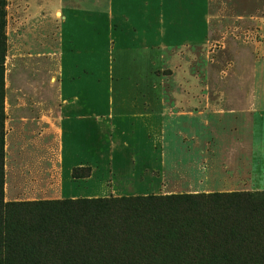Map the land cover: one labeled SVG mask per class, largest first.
<instances>
[{
	"label": "crops",
	"instance_id": "crops-1",
	"mask_svg": "<svg viewBox=\"0 0 264 264\" xmlns=\"http://www.w3.org/2000/svg\"><path fill=\"white\" fill-rule=\"evenodd\" d=\"M202 2L5 0L6 201L169 193L163 145L172 110L152 105L156 91L138 70L199 37Z\"/></svg>",
	"mask_w": 264,
	"mask_h": 264
},
{
	"label": "rangeland",
	"instance_id": "rangeland-1",
	"mask_svg": "<svg viewBox=\"0 0 264 264\" xmlns=\"http://www.w3.org/2000/svg\"><path fill=\"white\" fill-rule=\"evenodd\" d=\"M202 5L204 26L199 37L164 50L161 58L138 70L148 75V87L156 91L152 105L162 100L163 108L172 110L165 113L163 174L169 193L164 194L263 190L264 0H203ZM0 8L4 35L5 5ZM187 9L189 28L197 35V7L190 1ZM4 43L0 35V111ZM1 138L0 116V148ZM2 162L4 172L0 151V199L6 201ZM6 233H26V228L18 226ZM197 249L193 246L188 252ZM116 252L124 257L130 253L135 263L140 257L152 258V264L206 261L184 252L170 255L165 242L153 239L152 249L141 242ZM51 253L52 249L42 247L37 254ZM119 262L104 260L105 264Z\"/></svg>",
	"mask_w": 264,
	"mask_h": 264
},
{
	"label": "trees",
	"instance_id": "trees-1",
	"mask_svg": "<svg viewBox=\"0 0 264 264\" xmlns=\"http://www.w3.org/2000/svg\"><path fill=\"white\" fill-rule=\"evenodd\" d=\"M4 5L5 0H0ZM2 23L0 8L4 38ZM4 50L5 46L2 60ZM0 116L3 159L2 107ZM18 226H25L26 233H6ZM152 239L165 242L170 255L206 257L202 264H264V189L0 199V264H105L113 258L119 264H152V258L140 257L135 263L130 253L124 257L116 252L141 242L152 249ZM193 246L199 250L189 254ZM42 247L52 253L37 254Z\"/></svg>",
	"mask_w": 264,
	"mask_h": 264
}]
</instances>
